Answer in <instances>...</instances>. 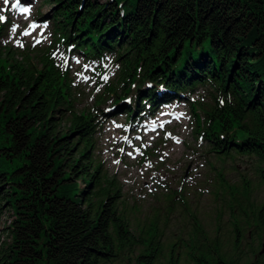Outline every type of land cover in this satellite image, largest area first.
Masks as SVG:
<instances>
[{
  "label": "trees",
  "instance_id": "obj_1",
  "mask_svg": "<svg viewBox=\"0 0 264 264\" xmlns=\"http://www.w3.org/2000/svg\"><path fill=\"white\" fill-rule=\"evenodd\" d=\"M47 1L60 45L121 62L111 112L132 120L203 86L212 102L192 105L211 151L255 158L264 183V0ZM66 81L54 61L38 68L0 51V212L14 213L0 264H103L136 248V264H264L261 209L233 222L230 247L199 221L167 256L162 232L131 233L95 156L96 114L70 109L67 128L56 118L72 107Z\"/></svg>",
  "mask_w": 264,
  "mask_h": 264
},
{
  "label": "rangeland",
  "instance_id": "obj_2",
  "mask_svg": "<svg viewBox=\"0 0 264 264\" xmlns=\"http://www.w3.org/2000/svg\"><path fill=\"white\" fill-rule=\"evenodd\" d=\"M53 8L47 0H8L7 4L0 0V51L33 67L54 61L66 70L72 107L61 106L56 118L63 119L61 127L67 128L70 109L96 114L95 156L112 182L110 188H118L114 200L120 202L131 233L162 232L167 256L173 240L192 232L199 221L208 233L218 234L225 246H232L233 222L246 225L258 217V209L264 210V183L255 158L219 159L210 151L211 140L199 132L197 122V113L203 117V112H195L192 103L197 100L207 106L211 92L198 86L185 98L139 113L134 120L114 114L112 89L121 93L124 84L121 62L110 55L100 62L89 61L61 46ZM78 182L84 186L81 178ZM1 207L0 247H7L14 213L7 203ZM137 252L138 248L103 264H136Z\"/></svg>",
  "mask_w": 264,
  "mask_h": 264
},
{
  "label": "snow or ice",
  "instance_id": "obj_3",
  "mask_svg": "<svg viewBox=\"0 0 264 264\" xmlns=\"http://www.w3.org/2000/svg\"><path fill=\"white\" fill-rule=\"evenodd\" d=\"M5 3L7 4L8 3V0H5ZM12 7H18V4H13L12 5ZM22 12H27L28 11V9L27 8H22V9H20ZM3 19V17H0V20H2ZM25 35H28V33L27 32H25L24 33Z\"/></svg>",
  "mask_w": 264,
  "mask_h": 264
}]
</instances>
